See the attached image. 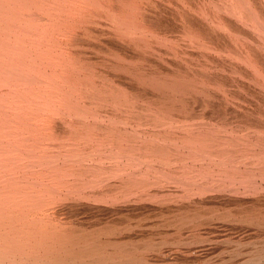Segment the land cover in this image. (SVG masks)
<instances>
[{
	"label": "bare ground",
	"instance_id": "bare-ground-1",
	"mask_svg": "<svg viewBox=\"0 0 264 264\" xmlns=\"http://www.w3.org/2000/svg\"><path fill=\"white\" fill-rule=\"evenodd\" d=\"M70 1L72 0H0V264H198L200 261L204 264H217L208 262L209 252L213 251V254L216 246L199 247L189 259L181 254L174 255L172 261L167 263L165 259L163 262L158 257L159 253H163L165 240H160L159 243L148 240L139 244L130 233L123 231L98 235L83 233L85 229L82 232L75 222L61 219V212L57 210L46 213L32 209L33 203L35 205V202L44 201L45 193L50 197L58 187L77 188L76 180L82 178L83 173L85 176L87 173L99 175L103 172V176L104 171L108 170L124 173L128 171V174L132 171L131 182H135L138 175L137 179L141 176L140 179L146 181L152 175L153 178L156 177L155 184L148 183L155 187H162L163 179L167 184L173 181L172 185H181L184 199L181 203L179 200L176 210L180 212H177V222L174 225L178 232L185 229L198 235L196 237L193 234L191 237V234V241L204 234L201 228L212 226L214 219L227 223L236 221H230L229 214L203 212L205 205L245 206V218L243 216L237 222L245 223V233H249L251 238L248 241L249 248L235 252L229 264H264V0H181L180 3L148 15L144 13L138 0H107L102 9L111 12L115 23H118L115 26L118 25L121 29L125 27L128 34H134L129 38L117 34L109 40L111 45L142 48L150 45L149 37L155 35L156 38L157 31L174 35H167L165 38V41L172 43V57L176 61L171 71L166 73L159 68L151 72L130 67L119 69L129 77L128 80H134L142 86L141 91L146 88L152 90L156 94L154 102L157 107L143 109L138 106L134 111L125 112V117L113 114L106 119L107 124L103 118L100 122L104 121V124L98 123L97 119L100 118L97 115L93 123H86L82 118L76 122H64L69 140L86 139L96 144V148L87 154L89 163L85 158L78 160L80 150L76 147L67 149L64 154L55 155L53 146L41 148L39 142L37 146L41 137L55 139V128L51 118L26 114L19 130L27 133L31 142L36 140L33 142L36 147L31 143L35 148L33 147L31 155L27 153V157L34 160L33 166L39 165L41 169H31V173L22 170V176L20 173L19 176L14 175L12 170L13 175L18 176L13 180L11 175L12 185L15 192H20V197L15 195L14 198H18L14 201L10 200L13 198L12 193L11 198L5 196V109H21L25 103L23 110L33 109L32 112L40 114L53 111L58 115L60 108L63 111L61 114H69L71 117L72 105H76L78 109L82 105L78 96L72 102L75 85L72 83L70 70L79 74L83 71L81 60L74 59L72 42L88 30L81 29L77 34V29L85 27L84 15L81 25L73 28L74 7L71 9ZM94 4L99 7L102 3L100 0H86L84 5L86 8L87 5ZM78 12L83 14V11ZM179 30L197 49L215 55L211 57L198 54L203 60L195 61L192 57L196 55L178 50V43L173 37H176L175 33ZM106 95L105 93L104 96ZM136 95L141 96V99L146 96L143 93ZM55 96L58 100L57 112L52 108ZM141 111L148 112V115L145 117ZM82 112L84 116L83 107ZM78 117H81L80 114ZM144 119L148 123L150 120L152 122L144 123ZM119 124L124 125L123 128H119ZM41 126L44 130L39 128ZM39 141L43 143L44 140ZM24 142H27L26 138ZM29 147L31 148L30 143ZM30 148L27 146L28 150ZM59 155L64 158L55 160ZM96 156L99 157L95 158ZM14 159L20 158L16 159L15 156ZM11 160L12 158L8 161ZM128 177L130 179V175ZM70 178L74 181H70ZM140 179L137 182L139 185L142 182ZM127 181L123 183L127 185ZM102 182L105 181L100 183ZM226 187L229 188L228 195V189L224 190ZM216 188L223 189L225 195L221 193L220 196H214L212 193V197L206 196L210 189ZM178 189L167 190L172 195L179 192ZM159 192L158 190L156 195L149 196L152 201L154 197H158ZM196 195L199 197L193 198ZM52 196L51 199H55ZM58 197L61 200V193ZM71 198L72 200L66 198L68 209L85 207L84 209L92 210L93 214L95 210L103 211L94 203H88L90 201L87 197V203L81 202L85 200V195L81 196L80 191V199L75 198V195ZM96 201L94 200L95 203ZM142 201L141 199L129 205V209H138ZM8 204L11 206H7ZM231 229L227 231H232ZM187 238L186 245L182 239L176 240L180 245L182 241L187 247L190 245ZM204 240L203 238V242ZM196 241V244L199 241L202 243L201 239ZM189 251L186 248L184 253Z\"/></svg>",
	"mask_w": 264,
	"mask_h": 264
},
{
	"label": "rangeland",
	"instance_id": "rangeland-1",
	"mask_svg": "<svg viewBox=\"0 0 264 264\" xmlns=\"http://www.w3.org/2000/svg\"><path fill=\"white\" fill-rule=\"evenodd\" d=\"M70 2H71V9H72V7H74V9H72L73 10L72 11V20H73L72 26H73V28H75L76 26H80L81 22H83V20L86 18L85 22L83 23V26H85V27L77 29V34H79V31L81 29H87L88 30V32L86 34L78 35L77 40L72 42V52H73L74 59H80L81 63H82V67H83V71L81 72V74H79L75 70H72V69L70 70V73L73 76L72 83H74V85H75V87L72 90V93L75 95L72 99V102L76 101V98L80 97V99L82 101V103H81L82 105L79 107V109L76 105H72L73 110L71 111V117H69V114L68 115L61 114V112H63V111H61L60 108H59V114L58 115H55L52 110H51L52 113L47 111V113L49 112L50 114L49 113L47 114L46 112L45 113L41 112V114H40V112L34 113V112H32L33 109H30L29 111L23 110V107L25 105L24 102H23L24 103L23 107L21 109L18 108L19 111L16 108L15 109L14 108L5 109V120L7 119L5 121V126L7 125L5 127V156H6L5 157V173H6L5 174V196L11 198L10 195L12 193L13 198H11L10 200L16 201L17 200L16 198L20 197V195H19L20 192H18V193L15 192V187L13 188L12 177H14L13 180H16L19 176V173H20V176H22L24 173L23 171H25V170H27V172H25V173H31V169H32V171L33 170L38 171L39 169H41L39 165L35 164V166H33L35 163L34 160L30 159L29 158L30 156L27 157V155L28 154L31 155L32 154L31 151L34 150L33 149L34 146L31 143L35 142L36 140L35 141L33 140L31 142V138L28 137L29 135L27 133H23L24 132L23 130H22L23 132H21V130H19L21 127L19 125L22 124L23 117L26 116V114L28 116H30V115L36 116L38 114L40 116L42 115L41 117L51 118L53 126L55 128V130H54L55 139L50 140V138H46V137L42 138L41 137V139L44 141H43V143H40L41 141H39V140H41V139L39 138L36 145L38 144V142H39V145L40 144L41 145L40 146L37 145V146H39L41 148L43 146V148H45V146L51 145L54 147L55 155H58L59 153L64 154L67 151V149H75V147H76V149L80 150V155H79V157H77L78 160L85 158L84 160H86V162L89 163L90 161H88V157H87L88 155L87 154L96 148V144L88 142L86 139H81L80 141L69 140L68 134H67V128L65 127L64 122H69V121L70 122L71 121L76 122L78 119L82 118L86 121V123H93L94 122L93 119L97 115V117L100 118V119H97V122L99 121L98 123L104 124V121L100 122L101 119L103 118L105 120V123L107 124L108 123L107 120H108L109 116H112L113 114H119L121 116L124 115V117H125V116H127V114H126L127 112H130L132 110L134 111L135 107H138V106L141 108L143 107V109L144 108H150V106H152L151 108L155 109L157 107L155 105V102H154V101H156V98L154 96L155 93H153L152 90L150 91V89H148V88H146L145 91H143V90L141 91V89H143L142 86H140L134 80L129 79L130 80L129 81L128 80L129 77L126 74H124V72H122L121 70L119 71V69H127L130 67V68H135L138 70H143V69L145 70L146 69L147 71L151 72V71L159 68L161 71H164L166 73L168 70L171 71L172 69H174L173 63L176 61H175L174 57H172L173 56L172 50H171L172 43L167 41V40L165 41V38L167 37V35L170 37L174 36V35H172V34L165 35L163 32L157 33V32H160V31H157V32H155L156 38H155V35H154V37H152V36L149 37L150 45H148L147 47H142V48H134L133 46H122V45L116 46L114 44L111 45L112 43H110L109 40L117 34L124 35L127 38H129V36L132 37L134 34H128L125 27H123L121 29L120 26H118V25L115 26V24H118V23H115L116 20L111 15V12H108L104 8L102 9L103 4L105 2H107V0H100V2L102 4L99 7H97V5L94 4V6H90V5L88 6L87 5L86 8L84 5L86 3V0H83V1L72 0ZM79 2H80V4H79ZM81 2H82V4H81ZM180 2H181V0H138V4H140L141 8L143 9V11L146 15L152 14L154 12H159L160 10H164L165 8H168L170 5H175V4L180 3ZM88 7H89V9H88ZM79 10L83 11V14H81L82 12L81 13L78 12ZM82 15L85 16L84 19L82 18ZM73 22H75L76 24ZM108 26H110V27H108ZM99 32H101V33H99ZM181 34H182V31L179 30L178 32L175 33L176 37H173L176 39V41L178 43L177 48L180 51L181 50L186 51L188 54L196 55V56L192 57L193 60L199 61L202 59V58L197 56L198 54H205V55H209L211 57L215 55L212 52L197 49L194 45H192V43H190V39L188 37L184 36V34L183 35H181ZM99 35H100V37H99ZM98 38H99V40H98ZM181 38H183V39H181ZM79 40H81V41H79ZM95 40L96 41L98 40V41L95 42ZM98 46H99V48H98ZM119 47H121V48H119ZM103 48H106L107 50H105ZM81 51H84V52H81ZM89 53L95 54V55H91ZM223 56H226V55L224 54ZM150 57H152L153 59ZM84 58H86V59H84ZM89 58H91V59H89ZM148 59H151L152 62L151 61L149 62ZM229 59H230V57H229ZM117 60H118V62H117ZM130 63H131V65H130ZM87 64H89V65H87ZM148 67H149V70H148ZM168 68H170V69H168ZM100 76H101V78H100ZM120 76H123L124 79ZM84 79H85V81H84ZM108 81L109 82L114 81V82L109 83ZM96 83H98V84H96ZM130 84H132V85H130ZM85 88H86V90H85ZM97 89H98V91H97ZM110 91H112V93ZM99 92L102 94H100ZM104 92L107 94L106 97L104 96V94H105ZM147 92H149L148 95L146 94ZM150 92H152V93L150 94ZM113 93L115 94V96ZM138 93H143L146 96L142 97V99H141V96L136 95ZM149 94L150 95L153 94V96H150ZM57 95H58V93H57ZM109 95H110V97H107ZM88 96H89V98H88ZM90 97H91V100H90ZM93 97H95V98L93 99ZM248 97L249 96H247V99H248ZM111 99H113V100L111 101ZM56 100H57V96H55V101H54L55 104L52 106V108L57 112V110H58V104L57 103L58 102L56 103ZM119 100H120V103H119ZM89 102H90V104H89ZM83 103L85 106L83 105ZM92 104H93V106L89 107ZM130 104H132V105L130 106ZM96 105H97V107H96ZM29 106H31V105H29ZM100 106L102 108H100ZM82 107H83L84 112L88 110L87 112H85L84 116L82 115L83 114ZM80 108H81V111H80ZM34 109L36 110L35 107H34ZM77 112H78V114H77ZM99 112H101V113H99ZM141 113L144 114L145 117H146V115H148V112H146V111L145 112L141 111ZM7 114H9V115H7ZM75 114H77V115H75ZM79 114L81 117H78ZM75 116H77L78 118ZM8 119H9V121H8ZM144 120H145L144 123H148L146 121V119H144ZM12 121H14L15 123ZM151 122L152 121L150 120L149 123H151ZM17 126H19V127H17ZM123 126L124 125H121V124L118 125L119 128H123ZM39 128L42 129L43 127L41 126ZM42 130H44V128ZM14 132H16L20 135L15 134ZM25 138L27 139L26 143L24 142ZM28 138H30L29 141H28ZM47 139H48V141H46ZM28 142L30 143L31 148L29 147ZM36 145H35V147H36ZM27 146H28V148H30L29 149L30 151L27 149ZM8 147H9V149H8ZM41 148H39V150H41ZM37 149H38V147H37ZM37 149H35V150H37ZM16 153H20L22 155L19 156ZM6 154H9V155H6ZM10 155H11V157H9ZM14 155L16 156V159L18 157L20 159L15 160ZM7 157H8V159H7ZM98 157L99 156H96L95 158H98ZM11 158H12V160L9 162L8 160H10ZM61 158L63 159L64 156L62 157L61 155H59V157L55 158V160H62ZM77 158H74V160H77ZM89 160H90V158H89ZM87 163H85V164H87ZM105 163H106V165H109L108 162H105ZM28 167H31V168L27 169ZM12 170L14 172V175H18L17 177L13 175ZM113 171H111V172H110V170L104 171L105 175L103 174V176H102L103 172L100 173L99 175L98 174L92 175L93 173L88 174L86 172L87 175H85V176H84L85 173H83L82 178H80V179L78 178L76 180L77 186H78L77 188L72 187V186L71 187L70 186L58 187L59 189L56 188V191L55 192L53 191L54 193L52 192L53 196L50 193V195L52 197H54L55 199H51V196L49 197L48 193H45L43 196L44 201H41L42 200L41 199L40 203L35 202V205L33 203L32 209L33 210H39L40 212H46V213H49V212L52 213L54 210H57V211L61 212V216H60L61 219H68V220L72 221L73 223L75 222V225L77 226V228H81L80 231L85 229V232H83L84 230L82 231L83 233L91 232L89 234L97 233V235H98V233L99 234H109L112 232L117 234V233H121L123 231V233H130L131 236L135 239V241H137L139 244L146 243L148 240H153L155 243H159L160 240H165L164 242L166 244L163 246V253H159L158 257H159V259L162 258L161 259L162 261L165 259L164 261L167 263L168 262L170 263L172 261L174 255L181 254V255H183L189 259L190 257L194 256L195 251L199 247L203 246L206 248H213L216 246L217 249L215 250V252L213 254H211L213 251L209 252V257H208L209 261L208 262L209 263H217V264H229L233 260L232 255L235 252L238 253L241 250L244 251L247 248H249L248 241L251 238H249L250 236H248L249 233H245V223L237 222V220L243 219V216L245 218V215H246V212H245L246 207L245 206L241 207L239 205H223V204H212L211 205V203L208 205H205L203 208V212H205L207 214H210L211 212L212 213L217 212L220 214L221 213L229 214L231 216L230 217L231 219L229 218L230 221H233V220H236V221L233 223H227V221L222 222V220L219 221L217 219H214V224L212 226H207V227L203 226L201 228L202 232L204 234L201 235L202 238H201V236L198 238H200L202 240V243H201V241H199L200 239L198 240V238L197 239L195 238V240L199 241V243L196 244V243H194L195 242L194 239H193V241H191L192 240L191 237L194 234L193 232L187 231L185 229L178 232L177 227L174 225V223L177 222L176 216L180 212V211L176 210V208L178 207V204H179V200L181 203V201L184 199V196H182L183 195L182 192H184V191L181 188L182 187L181 185L177 186L174 183L172 185L171 182H173V181L170 182V180L168 181V183L170 182V184H167L164 179L162 182V187H155L152 184L149 185L148 182H150V183L152 182L153 184H155L154 180L156 177L153 178L152 175L149 176V179L147 181L142 180L143 178L140 179L141 178V176H140L139 179H140V182H141V180H142V182L139 185V183H137V182H139V179H137V177L139 175L136 177V179H137V182H136L135 175L133 174V176H134L133 179H135L134 180L135 182H133V180L131 182L132 171H130L129 174L127 173L128 171H126L125 173L117 171V170H113ZM115 173H117V174H115ZM127 174L130 175V179H128L129 177ZM11 175H12V177H11ZM78 176H80V175H78ZM114 176H116V177L114 178ZM100 177H101V181H105V182H102L103 184L100 183L101 182ZM159 178H160V176H159ZM162 178L163 177H161V179ZM106 179H107V181H106ZM70 181L73 182L74 179L70 178ZM124 181H127V185H125L123 183ZM92 183H93V186L91 185ZM106 183H107V185H106ZM6 184H7V187H6ZM88 184L90 185V187ZM130 184H133V185L130 186ZM80 185H81V187H80ZM87 185H88V188H87ZM136 185H138V186L136 187ZM142 185H143V187H142ZM145 185L147 187H145ZM168 186H169V188H168ZM173 186L176 189L179 188L181 191L178 189L179 192H177V193L171 192L172 193V195H171L170 191H171V189H174ZM144 188H146V189H144ZM155 188H156V190H155ZM185 188H184V190H185ZM142 189H143V191H142ZM167 189H169L170 191ZM216 189L218 191H216ZM216 189H210V191L207 192L206 196L212 197L213 196L212 193H214V196H218V195L220 196L221 193H222V195H225V193H223V189H218V188H216ZM226 189H228V190L226 191ZM8 190H9V193H7ZM58 190L61 191L60 192L61 193V198H60L61 200H59V197H58V196H60V193L58 192ZM69 190H71L72 193H71V191L68 192ZM158 190L160 191L158 197H154V199L152 201V199L149 196L156 195ZM211 190H215L216 193L214 191H211ZM221 190H222V192H221ZM224 190L226 191V193L228 195L229 188L226 187V188H224ZM73 191L75 193H73ZM79 191L81 192V196L84 197V195H85V200L88 198V200L90 201L88 203H92V204L94 203V205L99 206V209L101 207L103 209V211H101V209L99 212H98V210H95L94 214H93L92 210L84 209L85 207H83V209H82V207H79L81 209V211L78 207H77L78 210L75 207L68 209L66 207L67 204L65 202L68 203V200H72L71 197H73V195H75V198H77V197H78V199L82 198V197L79 198ZM165 191H166V193H165ZM55 193H56V195H55ZM58 193H59V195H58ZM62 193H63L64 197H63ZM15 195L16 196L19 195V196L14 198ZM46 195H47V197H46ZM6 197H5V200H6ZM44 197H45V199H44ZM195 197L197 198L199 196L198 195L193 196V198H195ZM66 198L68 199L67 201H66ZM21 199H22V197H21ZM48 199H50V200L48 201ZM141 199L143 201L140 203L141 205H138V209H129V207H128L129 205H132L135 202L140 201ZM85 200L81 201V202L87 203V200L86 201ZM94 200L95 201L97 200L96 203L94 202ZM99 200H101V203L99 202ZM7 206H11V205L8 204ZM43 206H44V208H43ZM50 206H51V208H50ZM130 208H132V207H130ZM89 210L91 213L88 212ZM225 220H227V219L225 218ZM229 224H230V226H229ZM229 228H232L231 229L232 231H227V229H229ZM208 230H210V232ZM92 231H94V232H92ZM187 233H188V235H187ZM176 235L180 236L179 237L180 239ZM190 235H191V237H190ZM194 235H196V237L198 236L197 234H194ZM101 236H103V235H101ZM187 237L188 238L190 237L189 238V244L190 245L186 247V246H184L182 241H185L184 243L186 245V238ZM176 238L178 240L182 239L181 245H180V243H178V240H176ZM188 238H187V240H188ZM203 238L205 239L204 242H203ZM252 238H254V237H252ZM190 241L192 242V244ZM186 248H188L190 250L189 253H184ZM233 257H234V255H233ZM212 259L214 260V262ZM201 263L204 264L202 261L198 262V264H201Z\"/></svg>",
	"mask_w": 264,
	"mask_h": 264
}]
</instances>
